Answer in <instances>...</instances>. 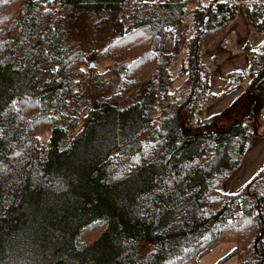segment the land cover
Listing matches in <instances>:
<instances>
[{
  "label": "trees",
  "instance_id": "16d2710c",
  "mask_svg": "<svg viewBox=\"0 0 264 264\" xmlns=\"http://www.w3.org/2000/svg\"><path fill=\"white\" fill-rule=\"evenodd\" d=\"M234 1L0 0V264H199L225 241L264 264V169L219 189L261 135L264 47L204 116ZM244 13L264 31V0Z\"/></svg>",
  "mask_w": 264,
  "mask_h": 264
},
{
  "label": "crops",
  "instance_id": "0c3cea01",
  "mask_svg": "<svg viewBox=\"0 0 264 264\" xmlns=\"http://www.w3.org/2000/svg\"><path fill=\"white\" fill-rule=\"evenodd\" d=\"M237 1L239 3L236 16L204 48L202 60L210 65L207 92L214 96L204 107L205 117L222 112L240 97L249 82L248 77L246 78L250 65L248 51L257 53L264 47V31L253 30L245 17L244 4L247 0ZM231 73L246 75L242 82L237 83L230 79ZM263 169L264 135L261 134L248 141L239 165L222 182V192L230 194L240 191Z\"/></svg>",
  "mask_w": 264,
  "mask_h": 264
},
{
  "label": "rangeland",
  "instance_id": "374dc122",
  "mask_svg": "<svg viewBox=\"0 0 264 264\" xmlns=\"http://www.w3.org/2000/svg\"><path fill=\"white\" fill-rule=\"evenodd\" d=\"M155 1V0H146ZM201 2L209 3L213 0H200ZM187 52L183 49L174 58L173 64L170 67L171 75L175 78L173 88L185 89L184 81L186 76H180L181 66L185 59ZM204 55V49L202 51V57ZM96 64H99L98 62ZM100 69H102L100 67ZM101 71V70H100ZM208 103V102H207ZM206 103V104H207ZM260 132L264 135V121H260ZM219 189L222 191L221 185ZM235 244L233 242H218L212 244L209 248L204 250L199 256V264H237V258L234 254Z\"/></svg>",
  "mask_w": 264,
  "mask_h": 264
},
{
  "label": "built area",
  "instance_id": "2783aa9c",
  "mask_svg": "<svg viewBox=\"0 0 264 264\" xmlns=\"http://www.w3.org/2000/svg\"><path fill=\"white\" fill-rule=\"evenodd\" d=\"M224 1H225L226 3H233V2H235L234 0H224ZM238 3H239V2H238ZM190 8H191L190 5H186V6L184 7V10H185V11H189ZM183 50L187 52V51H188V47H187V46H184ZM259 117H260L261 120H264V110L261 111Z\"/></svg>",
  "mask_w": 264,
  "mask_h": 264
},
{
  "label": "water",
  "instance_id": "95a60500",
  "mask_svg": "<svg viewBox=\"0 0 264 264\" xmlns=\"http://www.w3.org/2000/svg\"><path fill=\"white\" fill-rule=\"evenodd\" d=\"M91 65H93V63H91Z\"/></svg>",
  "mask_w": 264,
  "mask_h": 264
}]
</instances>
